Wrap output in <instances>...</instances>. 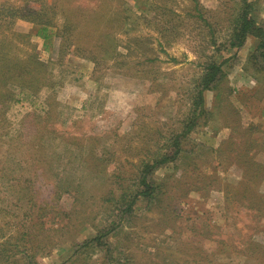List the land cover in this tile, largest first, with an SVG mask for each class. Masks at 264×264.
I'll use <instances>...</instances> for the list:
<instances>
[{
  "label": "rangeland",
  "instance_id": "obj_1",
  "mask_svg": "<svg viewBox=\"0 0 264 264\" xmlns=\"http://www.w3.org/2000/svg\"><path fill=\"white\" fill-rule=\"evenodd\" d=\"M197 1L198 9L193 0H0L8 57L43 62L31 88L10 80L0 98V254L7 264L32 256L38 264H252L235 253L241 243L233 247L250 221L222 186L240 179L235 160L246 141L264 162V70L251 62L258 37L225 48L240 0ZM49 7L46 41L35 24L10 17L12 9ZM65 12L77 13L80 25L66 24ZM254 16L264 28V0H256ZM12 30L30 36L12 39ZM98 37L106 42L100 53ZM210 57L223 60V77L205 92L207 113L182 138L178 162L153 174L175 198L138 203L103 244L76 248L111 227L118 214L112 196L136 189L140 163L180 130ZM254 238L264 245V220Z\"/></svg>",
  "mask_w": 264,
  "mask_h": 264
},
{
  "label": "trees",
  "instance_id": "obj_2",
  "mask_svg": "<svg viewBox=\"0 0 264 264\" xmlns=\"http://www.w3.org/2000/svg\"><path fill=\"white\" fill-rule=\"evenodd\" d=\"M193 1L195 3V8L198 9V1ZM255 7L256 0H240V5L237 7L238 11L233 21V28L225 41L226 44L224 47L227 49L239 48L245 44L249 35H256L258 37V43L251 53V62L257 67V69L264 70V28L263 25L258 23L254 16ZM45 9L41 8L37 12L28 11L25 13L12 9L10 17L20 16L21 18L32 22L35 26H37L35 34L43 37L46 41L49 39V32L50 34L52 33L50 29L53 27V24L52 21L46 17V13H48L50 7ZM73 14H76V18ZM73 14L68 12L63 14L66 18V24L69 19L73 18L74 23L72 26H78V24L80 25L81 21L78 19L77 13ZM199 16L201 17L203 15L199 14ZM11 35L12 39L15 40L30 36L29 33L17 32L13 30ZM95 41L97 44V50H95L100 53L106 42L101 40L100 37L96 38ZM211 42L212 45L215 44V41L212 40ZM6 47L5 43L0 42V98L6 97L9 93L7 85L10 80L19 84L21 87L29 86L31 88L33 83L37 81V75L43 72L41 68L43 62L40 61L36 55H28L26 58L28 63L26 64V60L24 59L8 57ZM114 50L115 49H113V51ZM91 59L98 62L97 55L91 56ZM222 64L223 60L221 62H217L213 59V57H210L204 62V64H202V73L199 80L192 86L190 92V104L188 107L189 111L186 114L187 116L185 121H182L183 123L180 130L178 129L172 137H169L171 140L169 145L163 144L160 146L163 148L161 152L158 150L157 154H154L153 158L150 160H144L140 163L138 176L136 178V189H129V192L122 191L121 195L119 194L117 197L112 196V200L114 201V204H116V209H118V214L116 220L111 222V227L102 229L97 235L83 240L76 246V248L82 249L94 243L96 245L103 244V237L113 233L116 228L122 225L125 218H127V220L131 219L138 203L144 201L148 206L151 204L162 205L166 201H172L175 198L170 196V190L169 193L167 192V181H157L153 178V174L155 170L166 164H174L178 162V158L183 152L182 138L187 136L194 129V127H196L199 120L207 113L205 92L216 88L218 83L221 81L223 77ZM27 75H29V77L25 80ZM1 118L5 119L3 113L1 114ZM236 128L237 126L233 127V129ZM242 132L244 135H250L249 128L245 130L243 129ZM252 147L253 144L251 142H245L243 152L238 158L236 157L235 160L236 164H238L241 168L240 179L234 183H224L222 191L225 194L226 200L229 198L233 200L237 206H241L243 208V212L248 216L250 221V224L246 226V234H243L244 238L234 241V249L240 243L243 245L241 250L235 249V253L245 255L246 258L252 262V264H264V245L257 242L254 238L255 235L260 232L262 228V221L264 220V189L260 188V185L264 184V162H257L254 160L253 156L249 153ZM197 170L198 167L194 166L190 172L195 173ZM196 175H198V172ZM183 177L184 175L177 178ZM175 179L176 178L170 181L171 188L177 184ZM180 196L181 195H178V197ZM169 206L174 209L173 214L176 213L175 204L169 202ZM238 212L239 210H236L237 214ZM238 233L241 235L240 230ZM221 243H225V241H222ZM1 248L0 252L2 250H6L2 244ZM5 260L6 257L1 256L0 254V264H7ZM33 260L35 259L32 256L25 264H38Z\"/></svg>",
  "mask_w": 264,
  "mask_h": 264
}]
</instances>
